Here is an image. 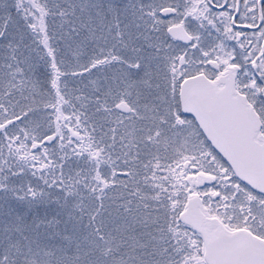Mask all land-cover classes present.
Instances as JSON below:
<instances>
[{
  "label": "snow or ice",
  "instance_id": "snow-or-ice-1",
  "mask_svg": "<svg viewBox=\"0 0 264 264\" xmlns=\"http://www.w3.org/2000/svg\"><path fill=\"white\" fill-rule=\"evenodd\" d=\"M0 264H264V0H0Z\"/></svg>",
  "mask_w": 264,
  "mask_h": 264
}]
</instances>
